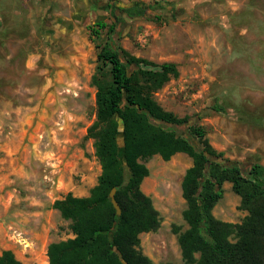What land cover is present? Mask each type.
<instances>
[{"label":"rangeland","instance_id":"1","mask_svg":"<svg viewBox=\"0 0 264 264\" xmlns=\"http://www.w3.org/2000/svg\"><path fill=\"white\" fill-rule=\"evenodd\" d=\"M77 3L48 10L51 0H0V253L12 251L21 264H48L47 246L73 238L52 205L67 194L88 196L97 182L100 165L84 137L95 119L96 46L111 36L134 57L176 65L178 76L153 95L164 111L203 126L211 146L243 171L264 167V0H118L141 5L151 19L123 16L115 33L97 38L89 27L111 20L89 14L88 1L78 12ZM215 103L225 112L212 111ZM144 164L141 191L161 221L139 235V249L154 264H182L173 229H187L180 184L191 159L155 155ZM174 164L181 175L169 188L163 169ZM222 188L212 215L240 224L247 215L240 198L230 183ZM36 246L44 247V259Z\"/></svg>","mask_w":264,"mask_h":264},{"label":"trees","instance_id":"2","mask_svg":"<svg viewBox=\"0 0 264 264\" xmlns=\"http://www.w3.org/2000/svg\"><path fill=\"white\" fill-rule=\"evenodd\" d=\"M110 1L111 21L90 26L92 38L102 32L115 33L123 23L119 12L126 18L151 19L141 5L122 8L116 0ZM96 49L91 77L95 119L84 139L93 141L100 174L88 196L67 194L53 203L52 209L70 222L73 238L47 246L48 264H154L139 249V235L156 231L161 221L151 199L141 191L149 174L144 161L155 155L169 161L179 153L187 155L192 163L180 184L187 229H173L182 264H264V167L254 163L243 171L232 166L211 146L203 126L195 121L188 125L191 119L177 118L155 102L154 93L178 76L174 63L156 64L134 57L120 48L113 36ZM210 109L225 112L217 103ZM155 122L184 126L196 145ZM206 155L218 161H210ZM226 182L239 196L240 209L247 213L240 224L225 223L212 215ZM112 188L116 189L114 198L120 216H116L108 198ZM0 264L21 263L12 251L3 250Z\"/></svg>","mask_w":264,"mask_h":264},{"label":"crops","instance_id":"3","mask_svg":"<svg viewBox=\"0 0 264 264\" xmlns=\"http://www.w3.org/2000/svg\"><path fill=\"white\" fill-rule=\"evenodd\" d=\"M52 4L51 6H48L47 9L50 10V8L52 9L54 7V5H59L60 4V7H62L66 2H68V0H51ZM78 1V3L75 5V10H77L79 12V10L81 11V8H84L86 7V1H88V8H89V14L92 12L93 15H98V16H101V15H108V4H107V1L106 0H101L100 2H96V0H76ZM118 1V0H116ZM58 2V3H57ZM57 3V4H56ZM44 5V2H41V6ZM117 6H129V5H120V4H117ZM54 9V8H53ZM55 14V13H54ZM62 14L60 13H56L55 16L56 17H59L61 16ZM123 17V16H122ZM62 33V32H61ZM72 60V61H71ZM69 63L73 62V58L69 59L68 61ZM56 65H59V62H56L55 63ZM30 63H26V67L29 68ZM181 166L180 165H177V164H174V165H170L169 167L167 168H164L163 169V174L165 176V179H167L168 181H170V185H169V188H173L174 187V184L176 183L177 181V178L180 177L181 175ZM164 181V180H163ZM160 186V181L159 180H156L155 181V186H154V189H156L157 187ZM36 254L39 258L41 259H44L45 258V249L43 246H36Z\"/></svg>","mask_w":264,"mask_h":264},{"label":"water","instance_id":"4","mask_svg":"<svg viewBox=\"0 0 264 264\" xmlns=\"http://www.w3.org/2000/svg\"><path fill=\"white\" fill-rule=\"evenodd\" d=\"M118 124L121 126L122 125V122L120 119L117 120ZM156 124L158 125H161L165 128H168V127H171V125L167 124V123H162V122H155ZM193 124V120H190L188 122V125H191ZM184 127V126H183ZM186 139H188L191 143H193L194 145H196L195 141L190 137V135L188 134V132L186 131V133L183 135ZM121 139V138H120ZM206 158L210 161H218L217 159L213 158V157H210L208 155H206ZM227 165H229V163H227ZM232 166H235L237 167L238 165L237 164H232ZM115 192H116V189L115 188H112L108 194V198H109V201L113 207V209L115 210V214L116 216H120L121 214V210H120V207L118 206L117 202L115 201V198H114V195H115Z\"/></svg>","mask_w":264,"mask_h":264},{"label":"bare ground","instance_id":"5","mask_svg":"<svg viewBox=\"0 0 264 264\" xmlns=\"http://www.w3.org/2000/svg\"><path fill=\"white\" fill-rule=\"evenodd\" d=\"M59 63H60V61H59ZM59 76V75H58ZM23 94V93H22ZM22 96V95H21ZM26 97V96H25ZM55 97V96H54ZM72 98V97H71ZM40 99V98H39ZM55 99V98H54ZM22 100V99H21ZM51 100V99H50ZM2 102V101H1ZM4 103V102H3ZM58 104V103H57ZM50 106V105H49ZM49 108V107H48ZM14 109V108H13ZM19 109V108H18ZM14 110H16V109H14ZM20 111H23V110H20ZM48 111V110H47ZM5 112V111H4ZM15 112V111H14ZM24 112V111H23ZM53 112V111H52ZM46 113V112H45ZM4 114V113H3ZM9 114V113H8ZM11 114V113H10ZM22 114H24V113H22ZM5 115V114H4ZM18 115V114H17ZM20 115H21V112H20ZM61 115V114H60ZM20 117V116H19ZM9 118V117H8ZM11 120V119H10ZM16 120H18V119H16ZM48 120V119H47ZM3 121V120H2ZM58 121H60V120H58ZM6 123V122H5ZM13 123V122H12ZM19 123V122H18ZM16 124V123H15ZM1 125V124H0ZM3 125V124H2ZM9 125V124H8ZM4 126V125H3ZM13 126V125H12ZM18 126V125H17ZM2 128V127H1ZM40 128V127H39ZM1 131V130H0ZM17 131H19V130H17ZM3 133V132H2ZM12 134V133H11ZM18 134V133H17ZM7 135V134H6ZM13 135V134H12ZM14 135H16V134H14ZM2 137V136H1ZM14 137V136H13ZM14 138H16V137H14ZM14 138H13V140H14ZM7 140V139H6ZM4 141V140H3ZM15 141V140H14ZM10 143H11V141H9ZM19 142H20V138H19ZM9 143V144H10ZM18 143V142H17ZM11 147V146H10ZM2 150H5V149H3L2 148ZM28 151V150H27ZM11 153V152H10ZM27 158V157H26ZM28 160V159H27ZM17 162V161H16ZM12 164V163H11ZM50 167V166H49ZM53 173V172H52ZM41 174V173H40ZM30 178V177H29ZM45 182V181H44ZM45 184V183H44ZM46 185V184H45Z\"/></svg>","mask_w":264,"mask_h":264},{"label":"flooded vegetation","instance_id":"6","mask_svg":"<svg viewBox=\"0 0 264 264\" xmlns=\"http://www.w3.org/2000/svg\"><path fill=\"white\" fill-rule=\"evenodd\" d=\"M99 1H101V0H99ZM107 1V6H108V17H109V14H110V11H111V7H112V1H110V0H106ZM96 2H97V0H96ZM123 8V7H122ZM120 14H121V12H119ZM118 17H122V14H121V16L119 15ZM123 18V17H122Z\"/></svg>","mask_w":264,"mask_h":264}]
</instances>
